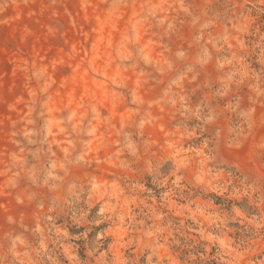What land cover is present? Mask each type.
<instances>
[{
	"label": "rangeland",
	"instance_id": "374dc122",
	"mask_svg": "<svg viewBox=\"0 0 264 264\" xmlns=\"http://www.w3.org/2000/svg\"><path fill=\"white\" fill-rule=\"evenodd\" d=\"M0 264H264V0H0Z\"/></svg>",
	"mask_w": 264,
	"mask_h": 264
}]
</instances>
